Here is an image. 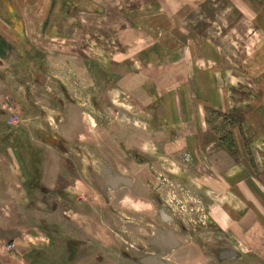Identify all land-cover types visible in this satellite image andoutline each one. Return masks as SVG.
I'll use <instances>...</instances> for the list:
<instances>
[{"label":"rangeland","instance_id":"rangeland-1","mask_svg":"<svg viewBox=\"0 0 264 264\" xmlns=\"http://www.w3.org/2000/svg\"><path fill=\"white\" fill-rule=\"evenodd\" d=\"M0 264H264V0H0Z\"/></svg>","mask_w":264,"mask_h":264},{"label":"water","instance_id":"water-1","mask_svg":"<svg viewBox=\"0 0 264 264\" xmlns=\"http://www.w3.org/2000/svg\"><path fill=\"white\" fill-rule=\"evenodd\" d=\"M118 183H121V184H124V185H128L129 184V180H126V179H118V180H110V185L112 187H115L116 184ZM232 256V255H231Z\"/></svg>","mask_w":264,"mask_h":264},{"label":"crops","instance_id":"crops-1","mask_svg":"<svg viewBox=\"0 0 264 264\" xmlns=\"http://www.w3.org/2000/svg\"><path fill=\"white\" fill-rule=\"evenodd\" d=\"M24 22H25V21L23 20V23H22V25H23V33H24V36H25V35H26V32L29 31V28L27 27L26 24H24ZM40 27L42 28V26H38V27L35 28V29H38V30L40 29V30H41Z\"/></svg>","mask_w":264,"mask_h":264},{"label":"bare ground","instance_id":"bare-ground-1","mask_svg":"<svg viewBox=\"0 0 264 264\" xmlns=\"http://www.w3.org/2000/svg\"><path fill=\"white\" fill-rule=\"evenodd\" d=\"M52 125L55 126V122L54 121H52Z\"/></svg>","mask_w":264,"mask_h":264}]
</instances>
